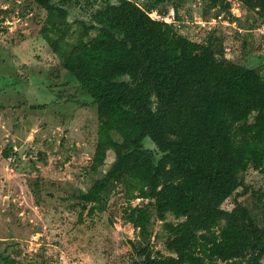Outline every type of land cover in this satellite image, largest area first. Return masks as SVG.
I'll use <instances>...</instances> for the list:
<instances>
[{"label":"trees","instance_id":"obj_1","mask_svg":"<svg viewBox=\"0 0 264 264\" xmlns=\"http://www.w3.org/2000/svg\"><path fill=\"white\" fill-rule=\"evenodd\" d=\"M16 1L44 12L39 33L95 109L87 172L96 177L73 197L78 221L120 197L127 205L119 218L134 230L128 264H264V189L243 178L251 170L264 180V72L227 59L215 29L195 42L161 20L165 5L180 16L185 0ZM235 1L264 43L256 31L264 0ZM197 4L202 16L214 11L206 22L231 15L227 0ZM229 198L231 209H222ZM155 221L163 236L153 234ZM151 238H163L168 255L153 251Z\"/></svg>","mask_w":264,"mask_h":264},{"label":"rangeland","instance_id":"obj_2","mask_svg":"<svg viewBox=\"0 0 264 264\" xmlns=\"http://www.w3.org/2000/svg\"><path fill=\"white\" fill-rule=\"evenodd\" d=\"M145 1L136 0L138 5ZM197 2L185 0L180 16L165 5L163 19L181 26L180 33L195 42L215 29L227 59L264 72V43L247 28L250 15L227 0L234 20L222 12L206 22L214 11L202 16ZM44 16L31 3L0 0V264L3 257L7 264H128L127 241L134 239V230L119 218L124 200L113 196L104 212L91 217L83 212L78 221L73 197L96 177L87 172L96 113L39 33ZM75 16L70 10L66 21ZM149 16L158 19L154 12ZM35 105L44 106L31 108ZM144 144L153 147L148 139ZM6 147L11 148L9 160L1 155ZM111 161L108 151L102 170ZM243 178L251 190L264 189L258 173L248 170ZM231 207L232 198L221 205ZM166 222L174 220L167 215ZM160 225L154 222L153 234L164 235ZM151 241L153 251L168 255L163 238Z\"/></svg>","mask_w":264,"mask_h":264},{"label":"built area","instance_id":"obj_3","mask_svg":"<svg viewBox=\"0 0 264 264\" xmlns=\"http://www.w3.org/2000/svg\"><path fill=\"white\" fill-rule=\"evenodd\" d=\"M150 17V16H149ZM152 18V17H151ZM217 18H219V17H217ZM158 19H160L159 17H158ZM162 21H164V22H166V23H169V22H167L166 20H164L163 18L161 19ZM211 20H214V19H211ZM256 31L259 33V34H261L262 35V38L264 39V24H260L259 26H258V28L256 29ZM7 160H9V157L7 158Z\"/></svg>","mask_w":264,"mask_h":264},{"label":"water","instance_id":"obj_4","mask_svg":"<svg viewBox=\"0 0 264 264\" xmlns=\"http://www.w3.org/2000/svg\"><path fill=\"white\" fill-rule=\"evenodd\" d=\"M143 201H140V205H142Z\"/></svg>","mask_w":264,"mask_h":264}]
</instances>
